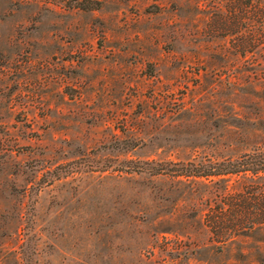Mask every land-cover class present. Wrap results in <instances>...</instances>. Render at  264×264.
<instances>
[{
	"label": "rangeland",
	"instance_id": "rangeland-1",
	"mask_svg": "<svg viewBox=\"0 0 264 264\" xmlns=\"http://www.w3.org/2000/svg\"><path fill=\"white\" fill-rule=\"evenodd\" d=\"M256 165L264 0H0V264H264Z\"/></svg>",
	"mask_w": 264,
	"mask_h": 264
},
{
	"label": "trees",
	"instance_id": "trees-1",
	"mask_svg": "<svg viewBox=\"0 0 264 264\" xmlns=\"http://www.w3.org/2000/svg\"><path fill=\"white\" fill-rule=\"evenodd\" d=\"M183 166V164H181ZM181 166V169L178 170L177 172H175L172 176L173 177H180V178H184L185 180L188 179H203V180H210V178L212 177H216L221 175L220 173L214 171L212 168H205V169H199V168H195L192 166V164L187 163L184 167ZM159 168V167H158ZM150 168L148 169L149 173L151 174H159L161 172H163V170L161 168ZM247 168H251V169H247ZM143 169L138 168L137 171H141ZM146 170V169H144ZM259 171L264 172V167L261 165H256V167H240V166H236L233 169H231L230 174L232 175H237L240 173H246L249 172V174H251V176H255Z\"/></svg>",
	"mask_w": 264,
	"mask_h": 264
}]
</instances>
